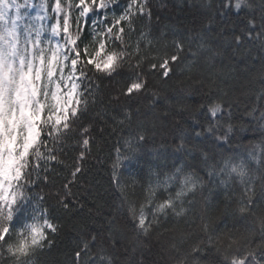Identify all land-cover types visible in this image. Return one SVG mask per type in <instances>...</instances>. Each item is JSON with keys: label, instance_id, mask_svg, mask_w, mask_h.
I'll return each instance as SVG.
<instances>
[{"label": "snow or ice", "instance_id": "obj_1", "mask_svg": "<svg viewBox=\"0 0 264 264\" xmlns=\"http://www.w3.org/2000/svg\"><path fill=\"white\" fill-rule=\"evenodd\" d=\"M164 7L0 0V264H52L85 209L61 264H264V0H199L191 25ZM181 80L203 119L170 111Z\"/></svg>", "mask_w": 264, "mask_h": 264}, {"label": "trees", "instance_id": "obj_2", "mask_svg": "<svg viewBox=\"0 0 264 264\" xmlns=\"http://www.w3.org/2000/svg\"><path fill=\"white\" fill-rule=\"evenodd\" d=\"M156 2L166 5L161 11L163 22L167 25H175L181 22L191 25L193 16L198 17L200 15L197 7H195L198 5L199 0H156ZM216 2L218 3L219 0H216ZM225 11L227 12L225 19L229 22L234 21L237 30L244 26V20L242 19L246 15L244 11ZM253 51L255 52V49ZM249 66L251 67V65ZM182 87H185L184 80L174 82L166 92H162V95H168L170 98V111L179 119L182 115H185V113H178L177 110L180 107H184L188 112H196L199 118L203 119V114L198 112L197 101L199 100V96L197 94H188L186 91L180 92ZM173 89L176 90L177 94H173ZM159 103L163 104L164 102L160 101ZM187 123L190 124L191 121L187 120ZM248 123L251 124L249 130L240 134L242 143L244 144L249 143V141H259L262 139V130L256 127L253 122ZM115 142V139H113L111 144L114 145ZM109 150L110 145H105L104 151L100 153V158L102 160L107 159ZM90 163L93 166L92 171L84 178L83 182L88 183L90 181L92 186L89 190L92 192L93 197H96L99 204L103 205L105 201L111 203L115 193L108 186V176L105 172L107 165L99 163L96 159H92ZM171 163L172 162L169 161V164ZM137 167L138 166L135 164L128 166L124 169L125 174L136 171ZM97 192L100 193L99 196H97ZM82 199H85L89 207H95L92 203V197H82ZM86 221L87 209H85V214L79 218L69 219L64 217L61 220L63 225L62 235L58 240L57 247L53 250L52 256L49 258L52 264H61L64 259L61 253L67 251V248L70 246L71 238L76 235V229L80 228Z\"/></svg>", "mask_w": 264, "mask_h": 264}, {"label": "rangeland", "instance_id": "obj_3", "mask_svg": "<svg viewBox=\"0 0 264 264\" xmlns=\"http://www.w3.org/2000/svg\"><path fill=\"white\" fill-rule=\"evenodd\" d=\"M36 3L39 2V0H35ZM32 14L34 15L35 14V9L32 10Z\"/></svg>", "mask_w": 264, "mask_h": 264}]
</instances>
